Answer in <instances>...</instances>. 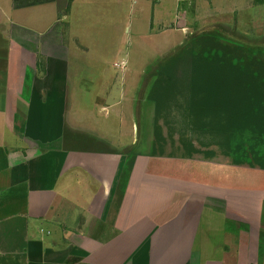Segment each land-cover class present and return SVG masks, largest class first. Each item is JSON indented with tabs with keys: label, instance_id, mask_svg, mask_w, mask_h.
Here are the masks:
<instances>
[{
	"label": "crops",
	"instance_id": "1",
	"mask_svg": "<svg viewBox=\"0 0 264 264\" xmlns=\"http://www.w3.org/2000/svg\"><path fill=\"white\" fill-rule=\"evenodd\" d=\"M95 2L125 26L138 4L0 0V264H264L263 165L215 151L159 173L132 150L128 173L127 144L83 121L97 112L78 100V11L102 17Z\"/></svg>",
	"mask_w": 264,
	"mask_h": 264
},
{
	"label": "rangeland",
	"instance_id": "2",
	"mask_svg": "<svg viewBox=\"0 0 264 264\" xmlns=\"http://www.w3.org/2000/svg\"><path fill=\"white\" fill-rule=\"evenodd\" d=\"M135 1L127 4L126 26L106 2L92 7H102V17L88 16L79 3L86 17L73 67L78 100L97 113L104 99L108 106L106 114L80 111L83 121L95 117L92 124L127 144L128 173L134 153L159 158V173L183 156L215 151L241 170L264 166V44L253 43L264 40L263 0H166L153 31L150 0Z\"/></svg>",
	"mask_w": 264,
	"mask_h": 264
},
{
	"label": "trees",
	"instance_id": "3",
	"mask_svg": "<svg viewBox=\"0 0 264 264\" xmlns=\"http://www.w3.org/2000/svg\"><path fill=\"white\" fill-rule=\"evenodd\" d=\"M261 3H262V5H264V0L263 1H261ZM253 43H256V44H264V40H260V41H254ZM242 54V53H241ZM244 55V54H243ZM237 66V63L235 64V67ZM229 70H231L230 72H232L231 74L233 75L236 71L235 70H232V69H230L229 68ZM244 81H245V83L247 82L244 78L242 79V83H244Z\"/></svg>",
	"mask_w": 264,
	"mask_h": 264
}]
</instances>
